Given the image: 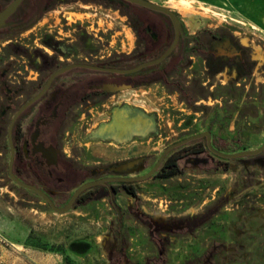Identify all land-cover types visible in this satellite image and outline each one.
<instances>
[{
    "label": "rangeland",
    "instance_id": "374dc122",
    "mask_svg": "<svg viewBox=\"0 0 264 264\" xmlns=\"http://www.w3.org/2000/svg\"><path fill=\"white\" fill-rule=\"evenodd\" d=\"M149 1L173 9L187 26L195 19L197 26L223 29L233 39L214 45L228 52L221 64L229 65L231 53L238 60L233 64L241 65L239 45L248 49L243 54L250 53L254 70H244L241 80L238 67L211 72V81H204L208 99L192 107L155 85L75 116L60 145L77 165L92 170L93 179L144 175L168 146L205 131L226 153L264 144V0ZM114 27H122L119 19ZM128 34L122 41L116 34V55L133 49ZM191 65L188 74L203 78L206 65L197 58ZM117 112H126L132 124L124 133L112 128ZM3 134L0 264H264V152L209 163L189 159L181 175L136 183L138 202L116 185L119 221L103 187L89 204L63 214L21 189L9 175L7 126ZM72 194L54 195L57 205L64 206Z\"/></svg>",
    "mask_w": 264,
    "mask_h": 264
},
{
    "label": "flooded vegetation",
    "instance_id": "af4514ba",
    "mask_svg": "<svg viewBox=\"0 0 264 264\" xmlns=\"http://www.w3.org/2000/svg\"><path fill=\"white\" fill-rule=\"evenodd\" d=\"M12 1L0 0V12ZM99 8L103 11H99ZM176 14L181 22L182 31L178 44L171 54L161 63L137 72L118 73L113 70L134 69L143 63L159 59L167 52L176 39V29L169 16L126 0L22 2L6 21L11 25L0 28V146L3 130L7 126L10 148L9 127L15 115L46 87L55 73L58 71L62 73L53 79L46 93L26 108L14 124V173L16 176V173L21 174V178L17 176L21 181L40 188L59 207L54 195L68 197L71 192L74 194L87 182L109 177L144 176L159 159L144 175H113L93 179L90 168L77 165L72 157L64 154L60 145L63 141L62 132L74 123L75 116L93 114L102 106L112 105L113 99L122 93L140 92L161 85L176 95L182 103L192 107L199 101L208 99L209 87L204 81L205 79L211 81V72H219L224 67L225 69L238 67V76L241 80L244 70L248 73L254 70L250 53L243 54V51L248 52V49L240 48L239 45L236 46L241 53L239 54L241 65L233 64V61L238 60L237 56L231 53L227 56L229 65L221 64L222 53L228 52L217 50L214 45L225 39H233L227 36L223 29L197 26L195 19L190 21L191 26H187L181 16L177 12ZM116 19L120 20L121 28L114 27ZM126 31L129 32L128 35H132L133 49L116 55L114 48L116 34L117 40L122 41L125 39ZM194 58L206 65V74L203 78H194L188 74ZM220 58L222 61H218ZM210 133L212 146L221 151L217 147L222 146L217 143L212 132ZM196 143L202 145L205 151L193 155L192 148ZM50 148L56 152L54 161L49 160L45 154ZM221 152L226 153V150ZM176 153L178 157H182L179 162L182 172L177 175L183 173L184 163L189 159L207 158V163L215 157L224 159L209 149L208 140L203 137L171 151L153 176L162 177L161 167ZM26 175L35 178V181L27 179ZM73 180L75 184L71 185ZM139 182L143 181L109 182L107 185L89 188L85 192L93 190L97 197L98 188L108 189L113 208L115 209L112 197L120 208L121 218L116 209L115 211L119 221H122V209L115 198L119 192L116 185H122L124 190L133 196L124 184L131 183L135 187ZM135 190L137 192L136 187ZM73 194L62 207L69 203ZM77 200L73 208L85 206H76ZM139 200L140 198L136 199V202Z\"/></svg>",
    "mask_w": 264,
    "mask_h": 264
},
{
    "label": "water",
    "instance_id": "95a60500",
    "mask_svg": "<svg viewBox=\"0 0 264 264\" xmlns=\"http://www.w3.org/2000/svg\"><path fill=\"white\" fill-rule=\"evenodd\" d=\"M23 1L24 0H13L4 10H2L0 12V28H5V27L11 25V23H7L6 21L19 8V6L22 4ZM126 1H128V2H130L132 4H136V5L148 8V9L153 10V11L164 13L167 16H169L171 18L172 22H173V25H174L175 29H176V39L173 42V44L171 45V47L167 50V52L162 57H160L159 59L143 63L142 65H140V66H138V67H136L134 69H130V70H118V69L113 70L114 72H118V73H134V72H137V71H139V70H141V69H143L145 67L161 63L162 61H164L171 54V52L177 46L178 40H179V36H180L181 31H182L181 22H180V20L178 18V15L176 14V12L173 9H171V8H169L167 6L160 5L158 3L149 1V0H126ZM61 73H62V71H58L57 73H55L52 76V78L50 79V81L48 82L46 87L34 99H32L26 106H24L15 115V117L13 118V120L11 122V125L9 127V139H10V149H11V158H10V165H9L10 177L19 186H21V187H23V188H25L27 190H30V191L36 193L37 195H39L40 197H42L51 206V208L57 213L63 214V213L69 212L73 208V206H74L76 200L78 199V197L83 192H85L87 189H89V188H92V187H95V186H98V185H107L109 182H138V181H144V180L150 178L151 176H153L157 172V170L160 168V166L162 165V163L164 162V160L166 159V157L168 156V154L171 151H173V150H175V149H177V148H179V147H181V146H183V145H185V144H187V143H189L191 141H194V140H197V139H201L203 137L207 138L209 149L214 154L220 156L221 158L227 159V160H233V159H238V158H243V157L258 156V155H260L261 153L264 152V144L260 148L255 149V150H245V151H241V152H237V153H224V152L218 151L212 146L211 133L210 132H205V133H202V134H198V135L189 137V138H187V139H185L183 141L175 143V144L169 146L168 148H166L164 150L163 154L160 156V158H159L158 162L156 163V165L146 175L139 176V177H109V178H104V179L97 180V181L87 182L84 185H82L81 187H79L74 192V194L71 197L69 203L65 207L59 208V207H57L54 204V202L52 201V199L50 198V196L47 193H45L40 188H38V187H36L34 185H31V184H28V183H25V182L21 181L15 175V173H14L15 146H14V142H13V127H14L15 122L19 118V116L22 114V112L26 108H28L30 105L35 103L37 100H39L46 93V91L49 89L53 79L57 75H59ZM49 151H52L54 153V155L56 156V152L54 151L53 148L47 149V151H45V154H47ZM53 163H56V162H53ZM112 201H113V204L115 206V209L118 212L119 218H121L120 208L116 205L113 197H112Z\"/></svg>",
    "mask_w": 264,
    "mask_h": 264
},
{
    "label": "trees",
    "instance_id": "16d2710c",
    "mask_svg": "<svg viewBox=\"0 0 264 264\" xmlns=\"http://www.w3.org/2000/svg\"><path fill=\"white\" fill-rule=\"evenodd\" d=\"M197 145L198 144L196 143L195 146L192 148L191 154L195 155V154H199V153H202L205 151L204 150L205 148L202 145H200V146L198 145L199 147H197ZM217 148L221 151H225V149L223 147H217ZM180 159H182V157H178L177 153L174 154L173 156L169 157L165 161L163 166L161 167L162 177L168 178V177H172L174 175L181 173L182 168L180 167V163H179ZM16 174L18 177L21 178V174H19V173H16ZM124 186L130 194H132L137 200L139 199L133 184H131V183L124 184ZM95 197H96V193L93 190H89V191L85 192L81 197H79V199L77 200L76 206L87 205L90 201L94 200Z\"/></svg>",
    "mask_w": 264,
    "mask_h": 264
},
{
    "label": "bare ground",
    "instance_id": "6f19581e",
    "mask_svg": "<svg viewBox=\"0 0 264 264\" xmlns=\"http://www.w3.org/2000/svg\"><path fill=\"white\" fill-rule=\"evenodd\" d=\"M127 113L126 112H117V115L115 117V123L112 126V128H115L119 131H121V133H124L125 131L129 130L132 127V124L130 123V121L127 119ZM134 123V122H133ZM110 128V127H109ZM47 157L49 158V160L54 161L55 160V155L52 151H49L47 153Z\"/></svg>",
    "mask_w": 264,
    "mask_h": 264
}]
</instances>
